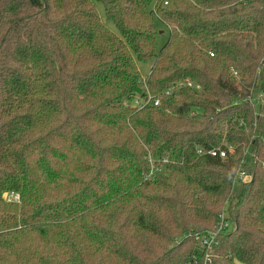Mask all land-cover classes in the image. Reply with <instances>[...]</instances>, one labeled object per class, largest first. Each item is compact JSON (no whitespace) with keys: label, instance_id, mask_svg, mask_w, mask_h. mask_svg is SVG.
<instances>
[{"label":"trees","instance_id":"trees-1","mask_svg":"<svg viewBox=\"0 0 264 264\" xmlns=\"http://www.w3.org/2000/svg\"><path fill=\"white\" fill-rule=\"evenodd\" d=\"M185 79L201 93L165 96ZM252 84L264 0H0V264H202L192 235L222 214L209 264H264ZM145 88L159 105L131 107ZM224 135L226 159L197 155ZM248 147L252 181L233 185Z\"/></svg>","mask_w":264,"mask_h":264},{"label":"built area","instance_id":"built-area-1","mask_svg":"<svg viewBox=\"0 0 264 264\" xmlns=\"http://www.w3.org/2000/svg\"><path fill=\"white\" fill-rule=\"evenodd\" d=\"M210 56H213L210 54ZM144 81V79H143ZM188 88L192 89L198 94L201 93V86L196 82L185 79L182 82H178L172 86H170L165 91L166 97H174L177 95V90L179 88ZM144 95L142 97L135 98L130 106L138 109L144 108L146 105L153 103L154 106H158V100L151 95L149 90L145 88ZM257 94V96H254ZM243 102H247L249 107L253 110L254 115V122L252 124L253 128L257 125L258 118L264 119V114L262 112V108L264 107V91H255V87H251L249 89V93L243 99ZM260 105V106H259ZM237 126L241 127L245 132L249 131L247 123L241 118L237 121ZM252 139H256V136H252ZM254 140L251 144H254ZM251 145V146H252ZM235 146L226 141L225 135L222 138L221 143L215 147H196V153L199 156H209L212 158L218 159H226L229 154L234 152ZM253 151L250 147H248L245 151L244 158L240 162V166L237 169L236 173L233 177V185L237 184H248L252 181V174L248 171V165L251 163L252 159L254 158ZM3 199L6 203H20V196L17 193L9 192L4 194ZM229 228V223L225 221V214L220 216V221L214 230L204 231L195 233L193 236L194 240L197 243L198 248L204 253L203 262L202 264H209V255L212 249L217 245L218 238Z\"/></svg>","mask_w":264,"mask_h":264},{"label":"rangeland","instance_id":"rangeland-1","mask_svg":"<svg viewBox=\"0 0 264 264\" xmlns=\"http://www.w3.org/2000/svg\"><path fill=\"white\" fill-rule=\"evenodd\" d=\"M96 7H97V10H98V13H99L101 20L105 22V16H104L102 5L96 4ZM105 24L112 32H116L115 27L111 23L105 22ZM157 27H159V29L161 31V33L159 34L158 42H157V51H158L167 41L169 30L166 27H164L163 25H161V23H159V22L157 23ZM153 63H154V59H152L148 63H137V69H138L142 78H144L149 73V71L152 68ZM238 79H239V77H238ZM253 85L254 84H252L250 86V88L253 87ZM254 96H257V94H254Z\"/></svg>","mask_w":264,"mask_h":264},{"label":"water","instance_id":"water-1","mask_svg":"<svg viewBox=\"0 0 264 264\" xmlns=\"http://www.w3.org/2000/svg\"><path fill=\"white\" fill-rule=\"evenodd\" d=\"M161 33V32H160Z\"/></svg>","mask_w":264,"mask_h":264}]
</instances>
